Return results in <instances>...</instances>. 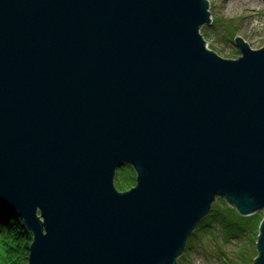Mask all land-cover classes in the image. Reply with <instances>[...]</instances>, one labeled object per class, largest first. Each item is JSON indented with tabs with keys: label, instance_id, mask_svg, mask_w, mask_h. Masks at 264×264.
Returning a JSON list of instances; mask_svg holds the SVG:
<instances>
[{
	"label": "water",
	"instance_id": "95a60500",
	"mask_svg": "<svg viewBox=\"0 0 264 264\" xmlns=\"http://www.w3.org/2000/svg\"><path fill=\"white\" fill-rule=\"evenodd\" d=\"M209 6L0 0V204L27 264H178L217 197L264 209V45L221 55Z\"/></svg>",
	"mask_w": 264,
	"mask_h": 264
},
{
	"label": "rangeland",
	"instance_id": "374dc122",
	"mask_svg": "<svg viewBox=\"0 0 264 264\" xmlns=\"http://www.w3.org/2000/svg\"><path fill=\"white\" fill-rule=\"evenodd\" d=\"M212 22L204 24L205 39L221 55H240L237 37H243L253 48L264 45V0H208ZM135 168L126 163L116 170L115 183L119 188L136 182ZM264 217V209L244 215L231 209L223 197H217L212 209L198 224L188 238L186 248L178 259V264H239L237 253L243 242L249 252L246 264L257 253L259 223ZM260 220V221H259ZM237 222L246 231L241 238L231 235L241 233ZM205 225V226H202ZM202 226V227H201ZM242 234V233H241ZM245 247V248H246Z\"/></svg>",
	"mask_w": 264,
	"mask_h": 264
},
{
	"label": "trees",
	"instance_id": "16d2710c",
	"mask_svg": "<svg viewBox=\"0 0 264 264\" xmlns=\"http://www.w3.org/2000/svg\"><path fill=\"white\" fill-rule=\"evenodd\" d=\"M224 200L227 201L225 198ZM228 204L232 210L236 209L234 205L230 204L229 202ZM262 219L261 221L259 220V233ZM230 223L237 224L242 233L241 234L235 231L232 232L231 235H239L242 238V235L246 229L241 227L237 222ZM197 228H200L199 225ZM32 240V231L27 228L22 217L17 213V211L8 205L0 204V264H27ZM238 245L240 246L239 252L237 253V258L240 260L238 263L246 264V256L249 252V248H247L246 245L241 241L238 243ZM190 247L191 245L188 244V250ZM258 255L259 250L257 249V253L251 257V261L248 264H252Z\"/></svg>",
	"mask_w": 264,
	"mask_h": 264
}]
</instances>
